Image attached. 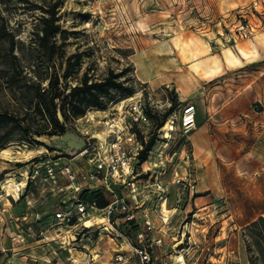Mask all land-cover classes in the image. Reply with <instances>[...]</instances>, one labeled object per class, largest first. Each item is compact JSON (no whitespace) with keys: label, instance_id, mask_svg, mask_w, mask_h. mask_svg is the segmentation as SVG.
Returning a JSON list of instances; mask_svg holds the SVG:
<instances>
[{"label":"rangeland","instance_id":"obj_1","mask_svg":"<svg viewBox=\"0 0 264 264\" xmlns=\"http://www.w3.org/2000/svg\"><path fill=\"white\" fill-rule=\"evenodd\" d=\"M0 2V145L13 137L0 147V264H115L116 252H127L120 217L89 210L56 220L82 191L73 193L58 173L47 179L48 168L67 162L87 168L107 140L105 121L126 98L112 92V102L69 119L59 136L47 135L51 127L28 109L35 85L48 90L58 77L67 94L85 76L110 74L141 98L149 119L139 139L143 149L151 141L150 150L138 156L123 196L162 238L152 258L264 264L261 229L250 227L264 218V0ZM55 4L59 32L38 40V8ZM76 54L75 73L63 79ZM186 105L195 107L196 123L183 130ZM169 120L174 130L165 135Z\"/></svg>","mask_w":264,"mask_h":264},{"label":"built area","instance_id":"obj_2","mask_svg":"<svg viewBox=\"0 0 264 264\" xmlns=\"http://www.w3.org/2000/svg\"><path fill=\"white\" fill-rule=\"evenodd\" d=\"M105 121L107 140L95 150L87 168L77 171L70 162L58 168V172L48 168V180H55L57 173L68 181L73 193L83 190H98L108 195L107 205L100 209L95 201L88 202L80 196H73V207L67 212L55 213V219L69 222L72 217L88 214L89 210L104 211L107 217H120L126 222L137 223L141 228L126 239L127 252L117 251L113 257L115 264H154L152 250L162 244V238L152 236L154 223L148 214L136 216L125 201L124 189L132 187L133 166L143 149L139 134L149 125L145 106L141 98L129 97L119 102ZM180 127L192 128L196 123L193 105L181 110ZM122 190V191H121ZM131 191V190H130ZM181 261H165L163 264H180Z\"/></svg>","mask_w":264,"mask_h":264},{"label":"trees","instance_id":"obj_3","mask_svg":"<svg viewBox=\"0 0 264 264\" xmlns=\"http://www.w3.org/2000/svg\"><path fill=\"white\" fill-rule=\"evenodd\" d=\"M1 1V0H0ZM1 3V2H0ZM44 14L39 17V21L43 24L42 30L35 33V38L38 40L56 37L59 32V26H56L57 6L56 4L49 10L44 7H39ZM39 34L42 36L39 37ZM74 59L73 62L71 60ZM79 64V54L73 55L68 58V64L63 73L62 78L67 79L75 73V67ZM120 75L110 74L108 77L89 82L87 76H85L81 83L70 88L69 92L65 94L62 90L65 89L66 85L59 87V78L55 77L54 80H49L48 90H41L39 85H35L33 97L31 103L33 105L28 107L32 109L35 115L40 116L46 123L51 127L50 131H47V135H62L69 130L66 126L69 119L77 118L83 115L90 108H102L106 105V102L113 101L112 92L119 94L123 98H128L132 95V89L128 86H124L123 82H117ZM1 117V116H0ZM6 117V116H4ZM15 119V116L12 117ZM20 126V124L18 123ZM23 129V127H19ZM37 134V133H36ZM39 134V132H38ZM37 134V135H38ZM6 136L4 142L0 145L10 142L13 137ZM21 137V136H20ZM21 139V138H19ZM36 144V142H34ZM152 142L144 146V149L140 152L139 156L142 159L143 156L150 150ZM84 193H89L87 197H83ZM81 199L84 201H95L98 208H104L107 205L106 200L102 198L98 190H83ZM114 219V218H113ZM126 228L123 229V233L130 238L134 232L137 231V226L134 222H126ZM250 227L252 229H261V236L264 237V218H259L253 222ZM264 241V239H262Z\"/></svg>","mask_w":264,"mask_h":264},{"label":"bare ground","instance_id":"obj_4","mask_svg":"<svg viewBox=\"0 0 264 264\" xmlns=\"http://www.w3.org/2000/svg\"><path fill=\"white\" fill-rule=\"evenodd\" d=\"M174 122L173 121H171V120H169V121H167L166 123H165V125H164V127H163V129H165L164 131H165V135H168L169 133H171L173 130H174ZM72 136V135H71ZM103 136H104V129H100V132H98V134L96 135V137H98L100 140H103ZM94 137V136H93ZM73 138V137H72ZM73 141V140H72ZM71 141V142H72ZM79 143V142H78ZM77 143V144H78ZM11 185V184H10ZM20 187H21V184L20 183H16V184H14V189L16 190V191H19L20 190ZM17 194V193H16ZM15 194V195H16ZM162 211L163 212H165L164 213V220H167V211H166V209H162ZM99 222H104V225L102 226V227H104V229L105 230H107L108 228H107V224L105 223L106 222V220L104 219V218H101V219H99ZM91 223H92V220L91 219H89V220H87L86 222H85V225H87V226H89V225H91ZM178 260L179 261H181L182 262V264H183V257L182 256H180L179 258H178Z\"/></svg>","mask_w":264,"mask_h":264},{"label":"crops","instance_id":"obj_5","mask_svg":"<svg viewBox=\"0 0 264 264\" xmlns=\"http://www.w3.org/2000/svg\"><path fill=\"white\" fill-rule=\"evenodd\" d=\"M104 219H105V218H104ZM105 220H106V219H105ZM153 236H156V234H153ZM161 249H162L161 246H158V247H156L154 250H155V251H161ZM161 252H162V251H161ZM157 259H158L159 261H163V262H165V261L167 260V258H163L162 256H160L159 258L154 257V264H157V261H158ZM167 261H168V260H167Z\"/></svg>","mask_w":264,"mask_h":264},{"label":"water","instance_id":"obj_6","mask_svg":"<svg viewBox=\"0 0 264 264\" xmlns=\"http://www.w3.org/2000/svg\"><path fill=\"white\" fill-rule=\"evenodd\" d=\"M78 148V147H77ZM80 148V147H79Z\"/></svg>","mask_w":264,"mask_h":264}]
</instances>
